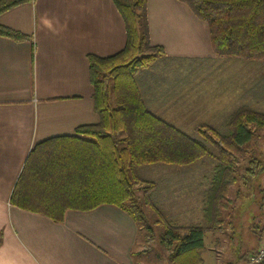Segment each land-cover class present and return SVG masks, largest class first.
<instances>
[{
  "label": "trees",
  "instance_id": "trees-1",
  "mask_svg": "<svg viewBox=\"0 0 264 264\" xmlns=\"http://www.w3.org/2000/svg\"><path fill=\"white\" fill-rule=\"evenodd\" d=\"M25 1L30 0H0V13ZM178 1L207 23L215 55L264 59V0ZM112 2L123 20L124 47L107 57L87 56L98 121L76 127L73 134L37 142L29 150L9 196L11 205L55 222L63 220L67 209L89 210L113 204L137 224L143 219L135 195L141 188L137 187V167L152 162L186 164L209 152L204 142L154 114L138 89L135 71L164 54L161 46L149 41L147 0ZM0 35L26 38L1 24ZM225 127L226 134L212 130L217 141L211 139L210 143L217 154L203 209L207 225L183 227L182 234L180 228L168 222L164 227L160 240L169 250L172 264H202L203 232L219 226L220 209L224 206L221 200L226 198L228 188L238 178L246 183V178L264 170V165L251 157L243 174L233 175V153L241 151L255 129L264 127V112L240 107L229 115ZM261 193L259 208L264 202V190ZM251 229L258 244L264 236V226L254 224ZM1 238L0 233V242ZM256 247L242 251L235 263L228 264H243Z\"/></svg>",
  "mask_w": 264,
  "mask_h": 264
},
{
  "label": "crops",
  "instance_id": "crops-1",
  "mask_svg": "<svg viewBox=\"0 0 264 264\" xmlns=\"http://www.w3.org/2000/svg\"><path fill=\"white\" fill-rule=\"evenodd\" d=\"M146 14L149 41L163 48L162 58L214 55L207 23L185 3L147 0ZM0 24L26 36L0 35V264H142L139 227L116 205L67 209L55 222L9 203L37 142L98 121L87 56L107 57L124 47L123 20L112 0L25 1L0 13ZM258 213L261 222L264 202ZM257 245L255 239L245 250Z\"/></svg>",
  "mask_w": 264,
  "mask_h": 264
},
{
  "label": "rangeland",
  "instance_id": "rangeland-1",
  "mask_svg": "<svg viewBox=\"0 0 264 264\" xmlns=\"http://www.w3.org/2000/svg\"><path fill=\"white\" fill-rule=\"evenodd\" d=\"M163 55L135 71L138 89L141 96L145 95V99L142 96L144 103L179 131L204 142L209 152L186 164L152 162L137 167L136 175L140 180L137 187L142 188L135 192L143 214V219L137 223L138 257L142 264H172L169 250L160 240L167 222L180 228V234L184 232L183 227L207 225L203 209L217 154L210 143L217 141L212 130L226 134L225 122L240 107L264 112V59L214 54L211 58L168 60L162 58ZM233 155L235 176L243 174L251 157L264 165V127L255 129L251 140ZM236 181L221 200L224 206L220 209L219 226L203 232L202 264L233 260L235 263L238 253L255 241L251 227L264 225L258 213L264 170L246 178V183L240 178ZM198 208L201 212L195 220ZM229 236L233 242H226Z\"/></svg>",
  "mask_w": 264,
  "mask_h": 264
},
{
  "label": "built area",
  "instance_id": "built-area-1",
  "mask_svg": "<svg viewBox=\"0 0 264 264\" xmlns=\"http://www.w3.org/2000/svg\"><path fill=\"white\" fill-rule=\"evenodd\" d=\"M262 262H264V236L261 237L256 249L246 255L243 264H260Z\"/></svg>",
  "mask_w": 264,
  "mask_h": 264
}]
</instances>
